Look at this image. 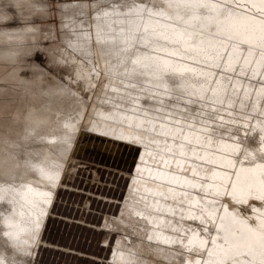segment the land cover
I'll list each match as a JSON object with an SVG mask.
<instances>
[{
    "label": "snow or ice",
    "instance_id": "6c2138e0",
    "mask_svg": "<svg viewBox=\"0 0 264 264\" xmlns=\"http://www.w3.org/2000/svg\"><path fill=\"white\" fill-rule=\"evenodd\" d=\"M89 2L96 5L89 13V29L78 34L75 28L61 22L58 35L61 40L66 37L65 47L73 55L79 53L90 66V75L103 93L100 103L107 107L106 123L93 125V130L143 146L158 165L154 172L147 166L145 171L151 180L170 186L168 192L174 204L180 207L181 220L185 219L182 205L190 196L188 190L205 188L180 175L185 158L218 163L223 171H213V180L217 182L207 186L214 191L198 193L194 200L188 201L190 211L186 219L200 222V230L192 231L188 244L198 236L200 239L195 250L198 258L186 260L185 264H264V211L253 207L252 210L257 211L254 225L246 218H239V206L249 205V201L264 203V163L245 166L243 161L250 155L245 153L237 164L231 157L239 154V145L223 143L225 136L235 140L233 126L237 120L233 110L235 105L243 110L250 93L245 89L243 99L235 104L231 97L227 102L222 98L228 91L223 81L232 86L235 97L241 78L252 81L257 77L260 83L252 111L257 110L260 98L264 97V73L260 71L264 69V0ZM17 7L32 9L29 16L23 18L22 31L26 33L38 28L37 20L32 17L42 18L48 14L42 4ZM5 8L7 12L0 10V20L15 23L18 19L7 14L12 12V7L5 5ZM195 36L201 37L200 44H204L203 37H209L208 47L185 46ZM242 46H246L243 52ZM96 51L99 55L93 62ZM190 60L195 66H190ZM67 62L70 64L71 60ZM91 87L95 88L96 84ZM225 103L227 119L222 114ZM260 115L264 116V110ZM244 127L247 128V116H244ZM214 138L221 145V153L229 155L207 154ZM198 149L205 154L199 155ZM40 171L43 174V169ZM192 175H197L194 167ZM46 178L55 180L58 173L48 174ZM37 194L49 195L47 192ZM155 195L169 199L162 192ZM149 207L161 211L159 201L156 205L145 204V208ZM168 211L176 215L172 205L168 206ZM135 214L147 219L143 212ZM147 239L152 240V237ZM164 242L173 241L169 238ZM179 242L184 244L182 239ZM187 251L192 253L193 249L188 247Z\"/></svg>",
    "mask_w": 264,
    "mask_h": 264
},
{
    "label": "bare ground",
    "instance_id": "6f19581e",
    "mask_svg": "<svg viewBox=\"0 0 264 264\" xmlns=\"http://www.w3.org/2000/svg\"><path fill=\"white\" fill-rule=\"evenodd\" d=\"M34 3L45 5L49 14V5L46 1L34 0ZM59 6L61 16L71 19L68 24L70 28H75L78 34L89 29L88 16L96 7L95 4L89 0H62ZM29 9H25L24 15L31 13L32 9ZM92 23L94 25L95 21ZM40 25L35 32H23V27L0 31V140L7 141L3 145L6 148L5 155L14 157L0 170V261L3 264H35L40 248L45 246L44 232L48 220L53 215L60 192L67 189H75L76 192L80 190L74 188L72 183L82 166L93 171H90V175H97L95 167L90 166V163H82L85 154L91 150L105 155L106 162L103 166L116 169L128 178L123 199L99 194L104 200L110 201V204L115 206L116 202H119L121 205L117 212H113L115 213L113 217L107 212L108 216L104 215L103 222L98 227L100 230L109 231L101 246L105 247L104 253H107V256L103 255V260L100 261L105 260L106 264H185L186 260L198 258L195 250L199 247L200 237L198 236L191 245L188 241L192 239L193 230H200V222L186 219L190 211L188 201L194 200L198 193L203 195L205 191L213 192L214 188L207 187L217 182L213 180L212 173L223 169L218 163L209 164L190 156L185 158L184 171L180 175L205 185V188L188 190L190 196L182 205L185 219L181 220L180 207L174 204L168 192L170 186L151 180L149 173L145 171L147 166L154 172L158 165L147 155L143 146L131 140L103 136L101 132L93 130V125L103 126L106 123L104 115L107 114V107L100 103L103 93L100 91L99 83L91 77L90 66L80 59V54L73 55L66 52L68 49L62 50L64 53L60 55L54 53V50L47 51L53 58L52 62L64 70L67 83L60 81L55 74L51 76L48 69L45 70L36 62L29 63L28 53L37 49L38 41L46 36L45 29H50L48 27L50 24L46 28ZM53 30H49L48 34L54 33ZM92 31H95L94 27ZM52 36L55 35L50 37ZM203 39L204 44H200L201 37L195 36L188 40L185 46L207 48L210 38L205 36ZM48 47L46 46L47 49ZM245 47H241V52ZM98 55L99 52L96 51L92 56L93 62ZM68 60H71L70 64ZM189 64L195 66L191 60ZM26 69L31 72L29 77L24 75ZM260 71L264 73V69ZM259 83V77L252 81L241 78L237 86L238 95L233 97L232 86L228 85L227 81L222 82L228 88L222 95L226 102L231 97L235 104L236 101L243 99L245 89H250L248 90L250 98L245 101L247 106L241 110L235 105L233 110V116L237 120V124L233 126L235 140L225 136L223 141L224 144L239 145V154L231 157L237 164L245 153L250 154L249 158L243 161L245 166L264 163L262 151L264 131H261L264 129V116L260 115V111L264 110V97L260 98L256 111H252L251 107L257 102L256 92ZM71 84H74L76 90H73ZM92 84H96V87H91ZM17 86L20 90L15 89ZM80 86L84 88L79 89ZM243 86L246 88L243 89ZM222 114L227 119V103ZM244 116H247V128L244 127ZM259 137L260 143L257 142ZM220 148L221 145L214 138L212 147L207 149V154L229 155L221 153ZM198 154L205 153L198 149ZM193 167L196 176L192 175ZM40 169H43V174ZM172 170H176L175 163ZM56 173L58 178L55 180L46 178V175ZM171 187L176 188L175 185ZM44 192L49 195L44 197L37 194ZM156 192L164 193L169 199L165 200L162 196L155 195ZM157 201L161 208L160 212L154 211L152 207L145 208V204L156 205ZM169 205L175 210V216L169 213ZM253 207L258 211H264V203L260 201H249V205L239 206V218H246L252 225L256 223L257 216V211L252 210ZM229 210H232L231 205ZM136 212H143L147 219L137 216ZM235 227L238 228L239 225ZM115 232L116 238L113 237ZM200 235L204 234L201 232ZM148 236H151L152 240H148ZM169 238L173 242L165 243L164 241ZM181 239L184 241L183 245L179 242ZM188 247L193 249L192 253L187 251Z\"/></svg>",
    "mask_w": 264,
    "mask_h": 264
},
{
    "label": "rangeland",
    "instance_id": "374dc122",
    "mask_svg": "<svg viewBox=\"0 0 264 264\" xmlns=\"http://www.w3.org/2000/svg\"><path fill=\"white\" fill-rule=\"evenodd\" d=\"M44 1H46V3L49 5V14L44 15L42 18L32 17V19L37 20L38 25L41 24V27L44 26L42 28H46L50 24L48 26L50 27V29H45V31L47 32L45 34L46 36L38 41L39 44H42H40V46L38 44L37 49L29 52L27 56L29 59V63L36 62L45 70L48 69L47 71L51 73V76L55 74L56 77L58 76L57 78L60 81H63V83H67L68 80L64 75V70L58 68L57 65L53 63V58L47 51L54 50V53H57L59 55L66 51L67 48L65 47V43L67 38H64V42V40H61V38L59 37L58 33L61 29V22H63L64 24L65 22H68L66 20H69L68 23H65L68 25L71 19L69 17L68 19L67 16L66 18H64V16H61L60 14L61 7L59 6V2L62 0ZM26 8L22 10L24 13ZM25 16H29V14H25ZM9 24H11V27L8 26ZM22 27H24V24L19 19L15 23L6 21L3 25H0V31L3 29H19ZM49 30H53L54 33L51 32V34H48V32H50ZM65 31H68V29H66ZM51 35L55 36L50 37ZM45 37H47L48 39ZM46 46L51 47H48L47 49ZM42 48H44L45 50H42ZM58 48L59 50L61 49V51H64L61 52L58 50ZM66 52L71 53V50ZM75 55L78 56V53H76ZM34 56L36 58H34ZM54 67H56L57 70ZM24 75L29 77L31 75L30 70H24ZM71 85V87H73V90H76V87L73 86L74 84ZM83 88L84 86L79 87V89ZM245 88L246 87L243 86V89ZM15 89L20 90L19 86H17ZM248 90L250 91V89ZM250 136L252 135L250 134ZM257 142H261L260 137ZM105 162V155L103 156L102 154H98L96 150L88 151L87 154H85L82 163H90V166L92 165L97 169V175H90V173L93 171L89 167L84 168L82 166L78 172L76 179L72 183V185H74L75 187H79L81 191L79 190V192L75 193L61 192L59 194L55 212L57 214H63L64 217L53 218L48 224L45 235L46 240H48L52 244L57 245L58 247L56 248L47 246L45 248H42L43 250L40 249L38 255V257H40H37L35 264H106L105 260L104 262H99V260H103V255L107 256V253H104L105 247L101 248V246L103 240L108 236L109 231L106 229L100 230L98 227H100L99 225L102 224L104 215H106L107 212H109L108 214L113 217L115 215V213L113 212H117L121 205L119 202H116L117 204H115L114 206L110 204V201L104 200L103 197L101 198L99 194H101L102 196L106 194L109 197H114L119 200L120 198L123 199L126 193L125 187L127 185L128 178L121 175L116 169L106 168L105 166H103ZM116 162L119 163L118 160H116ZM91 199L92 204L90 205L89 203ZM108 214L106 216H108ZM116 233L117 232H115V236H113L114 238L117 237Z\"/></svg>",
    "mask_w": 264,
    "mask_h": 264
},
{
    "label": "clouds",
    "instance_id": "9594fccd",
    "mask_svg": "<svg viewBox=\"0 0 264 264\" xmlns=\"http://www.w3.org/2000/svg\"><path fill=\"white\" fill-rule=\"evenodd\" d=\"M34 4V0H0V10H3V12H7V9L5 8V5H10L13 9L11 13H7L8 15H14L17 19H19L22 23H24V12L22 9L25 7H17L18 5H32ZM2 14V13H0ZM6 21L0 20V23H4ZM7 141L0 140V170L4 169L6 165H8L14 157L6 156V148L3 147L4 144H6ZM11 147V145H9ZM18 166V165H17ZM0 264H3L2 261H0Z\"/></svg>",
    "mask_w": 264,
    "mask_h": 264
},
{
    "label": "crops",
    "instance_id": "0c3cea01",
    "mask_svg": "<svg viewBox=\"0 0 264 264\" xmlns=\"http://www.w3.org/2000/svg\"><path fill=\"white\" fill-rule=\"evenodd\" d=\"M78 185V184H77ZM74 186V185H73ZM74 188H75V186H74ZM77 188H79V187H77ZM80 189V188H79ZM61 192H68V193H75L76 191H75V189L73 190H71V189H67V190H64V191H61ZM60 192V193H61ZM79 192V191H78ZM78 194V193H77ZM92 202V199H91V201H90V205L92 204L91 203ZM58 203V202H57ZM57 203L55 204V207H56V205H57ZM107 203V202H106ZM55 217H57V218H59V217H64L63 216V214H57L56 212H55V208H54V211H53V215L50 217V219L48 220V223H47V227H48V224H49V222L53 219V218H55ZM47 227H46V230H45V234H44V240H45V246H42L40 249H42V248H45V247H47V246H50V247H58L57 245H55V244H52L51 242H49L48 240H46L45 239V235H46V231H47ZM102 248V247H101ZM103 251V250H102ZM82 254V253H81ZM99 262H101L100 260H99Z\"/></svg>",
    "mask_w": 264,
    "mask_h": 264
}]
</instances>
